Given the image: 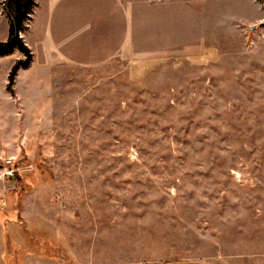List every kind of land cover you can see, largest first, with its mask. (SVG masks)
Returning <instances> with one entry per match:
<instances>
[{"label":"rangeland","instance_id":"1","mask_svg":"<svg viewBox=\"0 0 264 264\" xmlns=\"http://www.w3.org/2000/svg\"><path fill=\"white\" fill-rule=\"evenodd\" d=\"M96 1L87 40L109 44L104 61L55 63L35 83L34 43L11 92L25 56L0 55L5 255L264 264V0Z\"/></svg>","mask_w":264,"mask_h":264},{"label":"crops","instance_id":"2","mask_svg":"<svg viewBox=\"0 0 264 264\" xmlns=\"http://www.w3.org/2000/svg\"><path fill=\"white\" fill-rule=\"evenodd\" d=\"M97 3L96 0H57L53 1L52 7H49L48 11H46V15L44 18V22L39 24L36 22V18L38 15V9L41 5V0H36V5L33 8L28 20L26 21L24 29L21 31V38L27 46L30 48L32 55V61L27 68H20L17 73V82L19 81V77L23 71L33 70L35 68V45L34 43H40V45L44 46V61L43 65L40 66L37 71L33 72L36 75L35 83H45L49 79L50 70L54 67L55 63H62L64 61L75 64V66H90L94 65L97 62L104 61L105 52L110 50L109 44L102 42V40L98 41V39H92L91 47H88L87 35L89 30H93L92 34L98 33L96 31L98 26H92L89 28V20H88V2L90 4L93 2ZM95 6V7H94ZM91 5L90 11L91 14L95 13L97 10V5ZM93 15V14H92ZM96 16L93 15L92 20H96ZM97 25V23H96ZM26 29V30H25ZM101 30L104 28L101 27ZM36 30H40L37 33L38 38L35 36ZM10 34L9 32L5 36V38H0V41L3 43H7L9 40ZM38 43V44H39ZM17 50L14 49L13 53ZM11 55V54H9ZM0 56V60L3 57L9 56ZM48 58V59H47ZM15 63V61H13ZM12 62V66L13 63ZM12 68H10L11 70ZM11 72V71H10ZM39 77V79H38ZM7 98V96L5 97ZM1 137V134H0ZM1 142V141H0ZM14 146V144H13ZM22 148V146H20ZM23 149V148H22ZM8 184L2 182L0 179V264H13L12 262L17 260L29 259L31 261L33 258V254L27 255L23 257V251L19 250V247L15 249V252H12L11 256L5 255V241L3 236L7 237V213L6 207L3 205L2 201L7 195ZM3 189V190H2ZM4 194V197H3ZM15 222L20 223L21 221L16 220ZM13 224H17V223ZM12 224V223H11ZM22 224V223H20ZM5 231V232H4ZM5 233V234H4ZM19 254H18V253ZM30 254V253H29ZM16 255V256H15ZM97 256V254H96ZM16 260V261H17ZM21 262V261H20ZM32 263V262H31ZM92 264H147L144 262H95ZM159 264H210L207 261H203L195 258H183L174 259L165 261Z\"/></svg>","mask_w":264,"mask_h":264},{"label":"trees","instance_id":"3","mask_svg":"<svg viewBox=\"0 0 264 264\" xmlns=\"http://www.w3.org/2000/svg\"><path fill=\"white\" fill-rule=\"evenodd\" d=\"M36 5V0H6L5 9L8 12L10 19V41L8 43H1L0 41V55L11 52L15 47H18L25 56L24 59H19L12 67L9 75L8 90H12L15 77L20 68H27L32 61V53L30 48L26 45L20 36H16L17 30L20 32L24 29L26 21L28 20L33 8Z\"/></svg>","mask_w":264,"mask_h":264},{"label":"water","instance_id":"4","mask_svg":"<svg viewBox=\"0 0 264 264\" xmlns=\"http://www.w3.org/2000/svg\"><path fill=\"white\" fill-rule=\"evenodd\" d=\"M20 35H21L20 31L17 30L16 36H20Z\"/></svg>","mask_w":264,"mask_h":264}]
</instances>
